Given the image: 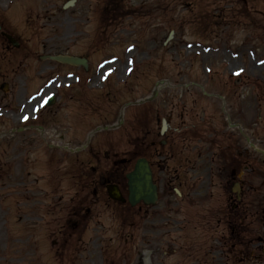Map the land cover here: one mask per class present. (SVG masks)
Listing matches in <instances>:
<instances>
[{"label": "rangeland", "instance_id": "1", "mask_svg": "<svg viewBox=\"0 0 264 264\" xmlns=\"http://www.w3.org/2000/svg\"><path fill=\"white\" fill-rule=\"evenodd\" d=\"M65 1L0 0V22L23 42L19 49H0V83H9L6 93L0 89V132L20 125L21 115H25L29 120L24 124H44V141L60 145L70 141L75 146L83 143L82 137H74L76 133H88L94 140H104L107 134L109 139L110 131L102 127L122 120L110 139L117 150L126 151L129 121L135 110L139 115L140 108L139 104H124L150 96L155 83L162 79L166 83L151 102L159 115L170 109L173 115L177 113L180 108L174 103L178 99L180 105L185 104V116L186 111L188 116L198 112L205 103L208 112L218 111L215 104L222 100L216 97L223 94L221 87L229 86L231 92L237 89L244 96L229 98L242 102L231 110L242 111L255 121L260 102L264 123V95L260 93L264 91V0H120L125 14L108 17L105 27L96 0H76L75 5L63 9ZM25 16L27 23L22 22ZM20 22L21 26H16ZM170 30L173 36L164 43ZM57 52L86 56L88 69L39 59L41 54ZM191 81L204 86L214 97H200L198 87L186 90L184 86ZM50 94L56 95L54 103L37 117L40 104ZM159 126L158 122L156 128ZM96 127L101 129L95 131ZM15 137L9 133L3 138L6 143L0 145V153L5 154L0 155V169L11 175L7 185L0 188V264H44L38 263L34 254L25 253L21 242L15 240L16 234L29 238L34 232L19 209L22 203L27 204L25 211L31 209L37 193L30 183L19 200L16 176L19 171L31 170L35 177V172L42 174L54 163L44 161V147L30 137L32 145L23 143V149L17 151L19 137ZM35 140H39L38 133ZM101 149L99 155L106 145ZM23 150L30 152L17 156L16 152ZM89 163L98 168L107 165L102 156H92ZM93 213L85 233L87 247L83 253H72L76 257L72 264H134L126 236L127 211L120 235L115 234L117 218L108 214L112 210L98 204ZM98 221L107 227L113 223V233H102ZM6 223L10 226L4 227ZM100 234L112 237L107 241ZM143 246L141 243L139 248ZM40 252L47 255L46 244ZM43 259L47 264H58ZM153 260L156 263V258Z\"/></svg>", "mask_w": 264, "mask_h": 264}, {"label": "flooded vegetation", "instance_id": "2", "mask_svg": "<svg viewBox=\"0 0 264 264\" xmlns=\"http://www.w3.org/2000/svg\"><path fill=\"white\" fill-rule=\"evenodd\" d=\"M238 155H240V161H236L235 163H231L228 165L230 169V178L226 182V184L229 186V193L230 197L226 199V201L229 203V209H236L238 208L239 204L241 207V211L244 212L246 215L248 207H249V202L247 200V194H248V184H247V173H246V168L245 164H243L244 156L241 155V152H238ZM242 157V158H241ZM184 164L183 161L180 162L179 164V172L177 174L178 178V186L180 188H185V187H196L197 182H194L191 180L189 177H186V172H184ZM244 167V168H243ZM252 177L254 182L256 183L261 177V183L259 187L257 188L256 186L253 185L251 182V185H249L250 190L254 191L256 195L261 196V199H257L259 209L261 211V214L264 216V173L263 170L260 169L259 167H253L252 168ZM240 173V177L237 179V176ZM237 182L238 187L237 191L233 190V185ZM260 195H258V192ZM239 194V199L237 198ZM211 213L214 215L215 213V207L213 206L211 209ZM220 222V221H219ZM223 223L226 225V227H232L230 224V220L226 218ZM246 231H247V225L246 221L241 225V232H242V239L243 243L245 244L244 246L240 247L241 251L246 250L247 248V236H246ZM262 252L264 251V246L262 247ZM262 262H264V258H262Z\"/></svg>", "mask_w": 264, "mask_h": 264}, {"label": "water", "instance_id": "3", "mask_svg": "<svg viewBox=\"0 0 264 264\" xmlns=\"http://www.w3.org/2000/svg\"><path fill=\"white\" fill-rule=\"evenodd\" d=\"M60 61L70 62L72 64H83L86 67V62L84 59H79L76 57H63L56 56L53 57ZM133 175L135 180H133ZM129 183V200L133 203L139 201L140 199L146 202H154L155 200V186L151 183L150 169L148 167L145 159H138L136 162V170L134 174H127ZM110 195L114 198L121 199L118 193L110 191Z\"/></svg>", "mask_w": 264, "mask_h": 264}, {"label": "trees", "instance_id": "4", "mask_svg": "<svg viewBox=\"0 0 264 264\" xmlns=\"http://www.w3.org/2000/svg\"><path fill=\"white\" fill-rule=\"evenodd\" d=\"M108 2H112L111 0H108Z\"/></svg>", "mask_w": 264, "mask_h": 264}, {"label": "snow or ice", "instance_id": "5", "mask_svg": "<svg viewBox=\"0 0 264 264\" xmlns=\"http://www.w3.org/2000/svg\"><path fill=\"white\" fill-rule=\"evenodd\" d=\"M25 119H27V117H25Z\"/></svg>", "mask_w": 264, "mask_h": 264}]
</instances>
